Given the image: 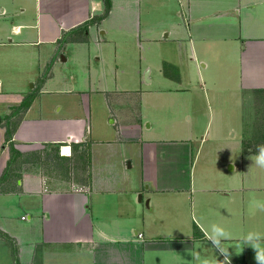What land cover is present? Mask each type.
<instances>
[{
  "label": "crops",
  "instance_id": "obj_1",
  "mask_svg": "<svg viewBox=\"0 0 264 264\" xmlns=\"http://www.w3.org/2000/svg\"><path fill=\"white\" fill-rule=\"evenodd\" d=\"M100 1L37 0V6L40 4L37 13L41 16L31 25L9 21L11 16L19 19L26 12L24 0H0V62L11 59V53L19 51L20 47L36 46L40 40L57 44L62 36L69 38L83 23L105 12L103 0V13H93ZM166 1L111 0L107 17L119 5L124 10L123 15L136 18L141 13L142 3L154 14ZM178 3L183 22L174 30L175 39L190 53L205 84L206 77L222 81V88L218 90L223 94L219 93L218 98H231L236 102L237 96L249 98L250 93L264 90V0H178ZM43 9L51 14L49 24L43 20ZM25 28L36 29V40L22 36ZM170 35L171 31L167 38ZM30 51L27 55L41 56ZM211 83L213 88L218 85L216 81ZM2 88L0 81V94ZM225 91L235 92V98L225 96ZM24 99L15 106H7L4 120H0L4 129V155H0V230L14 241L13 245L0 237V256L8 258L3 248L6 243L12 254L16 252L14 264H50L51 256L53 264H202L204 259L223 262L224 255L206 238L211 226L217 224L230 233V238L222 241L230 264H256L255 251L244 244L241 237L250 231L264 234V212L250 207L253 200L264 202V168L251 172L249 163L242 161L239 179L209 173L214 170L197 177L196 171L193 174L187 169L179 174V187L174 188L165 184L164 179L171 176L165 174L166 169L163 170L159 155L155 154L150 170L157 184L155 191L176 193L166 204H153L150 198L149 211L140 207L138 202H144L141 195L139 201L126 197L140 191L135 182L133 186L124 183L128 189L103 187L102 182L97 188L93 164L91 180L76 188L65 180L55 181L52 173H44L39 167L31 165L29 168L28 163L16 165L9 171L10 176L1 181L11 159V144L23 153H30L54 147V143H66L61 154L71 156L72 142H89L92 151L94 142L85 138L78 141L73 136L75 128L81 133L87 132L84 118L62 116L47 107L41 108L39 113L34 105L35 96L27 109L19 111ZM222 112L234 113L228 108ZM8 129L13 135L7 140ZM229 138L214 140L241 145L242 160H249L257 153L251 144L244 148L250 138L236 139L235 133ZM229 152L232 153V149ZM226 161L231 162V157ZM236 168L234 164L232 170ZM158 205L162 211L166 206L170 210L167 214L159 213ZM22 211L27 213V218L20 216ZM184 225L185 230L181 229ZM196 227L198 234H195ZM25 256L27 262L23 260ZM61 258L63 262L59 261Z\"/></svg>",
  "mask_w": 264,
  "mask_h": 264
},
{
  "label": "rangeland",
  "instance_id": "obj_2",
  "mask_svg": "<svg viewBox=\"0 0 264 264\" xmlns=\"http://www.w3.org/2000/svg\"><path fill=\"white\" fill-rule=\"evenodd\" d=\"M24 1L26 12L19 19L11 16L9 21L33 25L41 16L37 13L40 4L37 6V0ZM103 5L101 0L93 13L101 15ZM144 5L139 7L141 13L136 18L123 15L124 10L117 5L110 17L91 23L88 29L78 30L69 38L62 36L57 44L40 40L41 44L23 46L11 53V59L0 62L3 84L0 120H4L7 106H15L29 95L36 97L34 105L39 113L47 107L62 116L84 118L87 132L84 134L75 128L73 136L78 141L85 138L94 142L91 166L94 165L96 187L102 182L103 187L119 190L127 188L124 183L133 186L135 182L140 191L126 197L139 201L141 195L144 202L138 203L148 210L150 198L153 204H166L176 193L155 191L156 180L153 181L150 172L155 154L159 155L165 174L171 176L164 179L167 183L163 182L174 188L179 187V174L187 169L193 174L196 171L197 177L214 170L209 173L239 179L241 162L247 161L251 172L252 169L259 172L250 158L242 160L241 145L229 143L230 146L228 142L218 143L214 139L230 140L233 133L236 139H259L260 128L264 126V93H250L249 98L237 96V103L231 98L220 100L219 93L223 92L218 89L222 88V81L206 77L205 84L198 65L175 39L174 30L183 22L178 0H167L154 14ZM43 13L44 22L49 24L51 14L45 9ZM169 31L171 35L167 38ZM22 36L36 40V29L25 28ZM29 48L41 56L27 55L31 52ZM211 80L218 84L216 88L211 86ZM226 95L235 98V92L225 91ZM225 108L234 113L222 112ZM1 127L0 155H4ZM57 148L62 155V147ZM57 148L53 147L49 159L27 162L28 167H39L44 173H52L55 181L65 180L75 188L87 184L88 165L76 157L74 169L69 168L71 165H66V161L55 158ZM41 150L30 153L36 155ZM227 157L232 161H226ZM234 164H237L236 171L232 170ZM160 208L162 214L170 210L167 206L165 211ZM21 215L27 218L25 211ZM5 244L8 258L0 256V264H14L16 252L12 254ZM50 258L49 263L53 264V257ZM23 260L27 262V256Z\"/></svg>",
  "mask_w": 264,
  "mask_h": 264
},
{
  "label": "trees",
  "instance_id": "obj_3",
  "mask_svg": "<svg viewBox=\"0 0 264 264\" xmlns=\"http://www.w3.org/2000/svg\"><path fill=\"white\" fill-rule=\"evenodd\" d=\"M105 12L101 15V16H98V17H93L92 19L86 21L85 23H83V25L79 26L80 30H85L88 28V26L91 24V23H94L96 22L97 20L99 19H102L104 17H107L110 13V10H111V0H105ZM76 30V29H75ZM75 40H78V38H74ZM260 93H264V90H262ZM32 99V100H31ZM34 97L32 98L30 95L27 97H25L24 101L22 102L21 104V108L19 109V111L21 109H27L32 101H33ZM18 111V112H19ZM264 114V112H263ZM264 119V115H263V118ZM264 124V121L263 123ZM7 140L8 139H11L12 138V135H13V131H11L10 129L7 130ZM66 143H54V147L55 149L57 147H62L63 145H65ZM248 144H251L250 146L253 147L254 151L257 152L258 151V146L260 145H264V126H262L260 128V137L259 139H250L248 142L246 141L245 142V145H244V148L248 145ZM71 147H72V150H73V153L71 156H62L60 155V153L58 152V148H57V156H55V158H57L58 160H64L66 161V165H71L69 168H73V166L75 165V162H76V157H78L82 163H86L88 165V177H89V180H91V163H92V157H91V151H90V148H91V144L89 142H72L71 143ZM46 149H43L41 151H37L35 154L36 155H33L32 153H23L21 151H19L18 149H16L14 147L13 144H11L10 146V153H11V159L9 160L8 162V166H7V171H5V173L3 174L2 178H1V181H4L5 179H7L9 176H10V173L9 171L11 170L12 171V168H14L16 165H23L27 162H30V161H34L36 159H49L48 157H52V153L51 152L53 150V146H47L45 147ZM59 153V154H58ZM47 154V156H46ZM39 156L37 158H33V157H36V156ZM86 160V161H85ZM77 163H80V162H77ZM76 168V166H75ZM74 169V168H73ZM50 173V172H49ZM2 182H0V185H1ZM198 231H199V228L196 227L195 229V234H198ZM0 237L3 238L4 240L10 242L11 244L14 245V241H13V237H11L7 232L3 231V230H0Z\"/></svg>",
  "mask_w": 264,
  "mask_h": 264
},
{
  "label": "clouds",
  "instance_id": "obj_4",
  "mask_svg": "<svg viewBox=\"0 0 264 264\" xmlns=\"http://www.w3.org/2000/svg\"><path fill=\"white\" fill-rule=\"evenodd\" d=\"M254 161V164L259 168H264V145L258 146L257 153L249 157ZM250 207L255 210L264 212V202L253 200ZM206 238L211 242L213 248L218 249L219 252L224 255L225 260L223 262L216 260L215 262L208 259H204L202 264H230L229 253L226 247L223 246L222 241L230 238V233L220 225L213 224L210 232L206 233ZM244 244L249 245L255 251L256 264H264V234L250 231L241 237ZM199 259V257H197Z\"/></svg>",
  "mask_w": 264,
  "mask_h": 264
},
{
  "label": "water",
  "instance_id": "obj_5",
  "mask_svg": "<svg viewBox=\"0 0 264 264\" xmlns=\"http://www.w3.org/2000/svg\"><path fill=\"white\" fill-rule=\"evenodd\" d=\"M147 75H148V73H147ZM148 78V77H147Z\"/></svg>",
  "mask_w": 264,
  "mask_h": 264
}]
</instances>
